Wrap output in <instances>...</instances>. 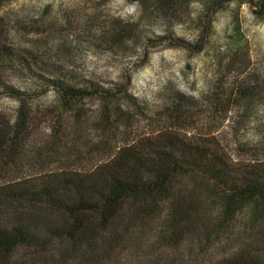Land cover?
<instances>
[{
    "label": "rangeland",
    "instance_id": "1",
    "mask_svg": "<svg viewBox=\"0 0 264 264\" xmlns=\"http://www.w3.org/2000/svg\"><path fill=\"white\" fill-rule=\"evenodd\" d=\"M216 1L180 0L168 11L154 0H0V132L26 113L14 162L0 153V185L90 172L171 123L195 142L215 138L233 165L264 163V20L248 0ZM57 83L92 89L69 108ZM156 242L151 234L129 260L215 264L232 245Z\"/></svg>",
    "mask_w": 264,
    "mask_h": 264
},
{
    "label": "trees",
    "instance_id": "2",
    "mask_svg": "<svg viewBox=\"0 0 264 264\" xmlns=\"http://www.w3.org/2000/svg\"><path fill=\"white\" fill-rule=\"evenodd\" d=\"M246 2L264 20V0ZM178 3L154 0L168 11ZM55 87L69 108L92 89ZM104 93L106 99L112 90ZM181 105L178 98L171 108L180 114ZM21 115L14 129L0 132L6 165L23 141ZM114 150L90 172L41 173L0 185V264H134L130 255L137 257L151 234L156 250L195 237L211 245L226 240L230 250L215 264H264L263 162L233 165L215 138L195 142L172 123Z\"/></svg>",
    "mask_w": 264,
    "mask_h": 264
}]
</instances>
